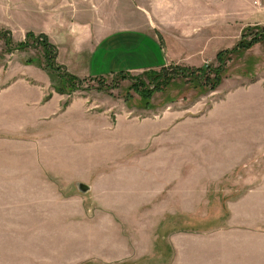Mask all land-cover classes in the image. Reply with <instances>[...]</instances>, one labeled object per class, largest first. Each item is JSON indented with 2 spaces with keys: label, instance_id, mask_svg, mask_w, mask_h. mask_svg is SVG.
Segmentation results:
<instances>
[{
  "label": "rangeland",
  "instance_id": "rangeland-1",
  "mask_svg": "<svg viewBox=\"0 0 264 264\" xmlns=\"http://www.w3.org/2000/svg\"><path fill=\"white\" fill-rule=\"evenodd\" d=\"M159 3L0 0V91L62 104L0 121V264H264V0ZM114 20L115 55L148 40L131 68L63 40Z\"/></svg>",
  "mask_w": 264,
  "mask_h": 264
},
{
  "label": "crops",
  "instance_id": "crops-1",
  "mask_svg": "<svg viewBox=\"0 0 264 264\" xmlns=\"http://www.w3.org/2000/svg\"><path fill=\"white\" fill-rule=\"evenodd\" d=\"M160 6H163V8L167 9V0L165 4L159 3L158 4ZM118 6H116V8L114 7V10H117ZM113 10V8H112ZM144 11V10H143ZM148 16L150 17V13H148ZM112 17V16H111ZM97 20V19H96ZM104 21V20H103ZM103 21H92L94 24H91L94 27H97L98 30H96L95 28V32L93 35H91L90 37L86 36L88 33H93L92 32V27L88 26L86 32H82L80 30H72L69 31L67 33L68 30H66V34L64 33V36H66V38H64V41H69L67 42L69 49H75V51L77 52H81V51H86L88 50L91 54L88 56L91 58V60H98L96 59L97 56H99V58L101 60H98L99 63L102 64V66L108 65L107 68L105 69H116L117 66L119 65V63L122 61H124V63L122 64L123 67H128L131 68V64L135 63V57H144L146 55L150 54V51L148 49L147 43L148 40L145 38L139 39V44L138 46H134V44H131V49H129V51H125L124 49V53H126L125 55H122L123 57H120L121 54H114V46L113 44H116V48H117V41L121 42L120 40L122 39L120 35H118V33L120 32V27H125V25H120L118 22H111L109 24L110 28L107 27L108 22H106L105 25V29L103 30ZM91 22V23H92ZM165 24V22H163ZM115 27V28H114ZM107 28V29H106ZM129 31V30H127ZM131 33H133V37L136 36V34H134V31L137 30H130ZM80 33H83L84 38L83 41L80 38ZM104 34V35H103ZM79 38H77V37ZM73 37V38H72ZM127 38H130L129 36H126ZM54 39V41L56 42V38L51 37ZM137 39V38H135ZM103 40V42H101ZM73 43H70V42ZM58 42V41H57ZM126 42V41H124ZM102 44V46H105V49L108 50H100V54H97L98 52L95 51V49L97 48V46L101 47L100 45ZM128 47V48H130ZM73 49V50H74ZM87 51V52H88ZM131 51V52H130ZM94 53V54H92ZM155 56H157L158 54H154ZM83 58V57H82ZM88 59V58H87ZM97 62V64H98ZM95 63V62H94ZM122 63V62H121ZM93 64V63H92ZM127 68V69H128ZM36 80V79H35ZM44 85V84H43ZM22 87H24L25 89L22 90ZM39 96L36 98L35 95L32 97L31 94L36 91V89H34V87H25L20 85V82L17 83H13L11 84V86L5 90L0 91V121L1 122H5V121H15L17 122L19 119V121H24V117L26 118L25 121H33L34 119H36V117L40 118L42 116V118L44 117H51V116H56L58 114H60L61 112H59L60 110V106L61 104V100L60 98L54 97L51 100H49L48 102H42L44 95H45V90L42 85L39 88ZM20 91V92H19ZM38 91V90H37ZM14 93V95H7V93ZM36 94V92H35ZM13 96V97H12ZM10 99V100H9ZM49 109V110H48ZM46 112V113H45ZM59 112V113H58ZM6 117V119H5ZM7 117H9V119H7ZM86 117V116H85ZM30 118H32V120H29ZM37 120V119H36ZM109 128V126H107ZM71 129V128H70ZM106 131H109V129L106 128ZM65 133V131L63 132ZM66 135V134H65ZM70 134H68L65 136L66 138H68V141L65 142V145H63L62 150L63 153H68L73 151L74 153L79 154L80 156L82 154H86L87 152V139H86V127L83 126L82 128L79 129L77 137L75 136H69ZM84 135V136H83ZM225 134H223L224 136ZM231 135L229 136H225L224 138H230ZM75 139H78V141H75ZM74 142H73V141ZM15 144V143H14ZM70 144L73 145L72 149ZM19 165H10L9 168L10 169H6L4 168L5 171L9 170V171H13V172H17V167ZM40 167L44 170H46V167H43L42 165H40ZM13 169V170H12ZM19 170H21V168H19ZM68 170V169H67ZM2 170H0L1 173ZM69 171V170H68ZM2 175V174H1ZM5 175L7 176V173H5ZM4 178L1 179V181ZM16 180V179H15ZM1 185H3L1 183ZM5 185V183H4ZM53 196H46V197H42L40 201L43 202H49L53 200ZM112 199L110 200L108 197H103V196H99L96 195L94 202L97 204V207L100 209L99 211L103 210L105 212H101V214H120L123 210V208H121L118 204V201H115L113 199V196L111 197ZM132 211V209H131Z\"/></svg>",
  "mask_w": 264,
  "mask_h": 264
},
{
  "label": "bare ground",
  "instance_id": "bare-ground-1",
  "mask_svg": "<svg viewBox=\"0 0 264 264\" xmlns=\"http://www.w3.org/2000/svg\"><path fill=\"white\" fill-rule=\"evenodd\" d=\"M81 186V185H80ZM81 188V190L83 191V188L82 187H80Z\"/></svg>",
  "mask_w": 264,
  "mask_h": 264
},
{
  "label": "trees",
  "instance_id": "trees-1",
  "mask_svg": "<svg viewBox=\"0 0 264 264\" xmlns=\"http://www.w3.org/2000/svg\"><path fill=\"white\" fill-rule=\"evenodd\" d=\"M49 46V45H48ZM69 76H71V75H69ZM72 77V76H71Z\"/></svg>",
  "mask_w": 264,
  "mask_h": 264
}]
</instances>
